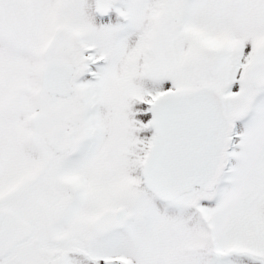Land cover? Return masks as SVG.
Here are the masks:
<instances>
[{"label": "snow or ice", "instance_id": "snow-or-ice-1", "mask_svg": "<svg viewBox=\"0 0 264 264\" xmlns=\"http://www.w3.org/2000/svg\"><path fill=\"white\" fill-rule=\"evenodd\" d=\"M0 264H264V0H0Z\"/></svg>", "mask_w": 264, "mask_h": 264}]
</instances>
